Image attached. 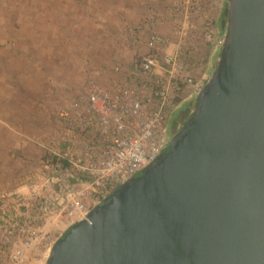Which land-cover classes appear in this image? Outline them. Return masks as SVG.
I'll return each instance as SVG.
<instances>
[{
    "label": "water",
    "instance_id": "95a60500",
    "mask_svg": "<svg viewBox=\"0 0 264 264\" xmlns=\"http://www.w3.org/2000/svg\"><path fill=\"white\" fill-rule=\"evenodd\" d=\"M218 64L168 148L46 264H264V0H228Z\"/></svg>",
    "mask_w": 264,
    "mask_h": 264
},
{
    "label": "rangeland",
    "instance_id": "374dc122",
    "mask_svg": "<svg viewBox=\"0 0 264 264\" xmlns=\"http://www.w3.org/2000/svg\"><path fill=\"white\" fill-rule=\"evenodd\" d=\"M227 3L228 0H116L118 24L108 13L114 9L109 0H93L92 4L78 0H0V127L23 119L25 124L53 135L59 127L55 111L58 101L75 99L86 90L81 88L75 95L72 86L66 84L68 79H78V70L87 74L98 70L96 84L108 86L101 82L102 78L114 79L115 66L131 73L134 63L148 51L147 40L152 34L165 41V46H157L162 65L165 66L163 55L167 50L182 63V74L202 88L218 64L221 45L217 41L226 34ZM113 31L119 36L113 35ZM114 36L119 38L118 46ZM93 60L107 62L109 67L78 69V62ZM181 88L170 115V120H178V129L191 116L197 97L188 99L191 86L186 83ZM43 132L36 131L34 135L43 136ZM12 145L10 133L0 147L6 167L0 191L5 193L27 184L29 175L40 163L33 157L24 158L25 170L17 175L13 159L18 155ZM3 203L8 207L12 204L11 200L0 202ZM70 226L51 225L45 229L51 236L52 247ZM16 248L27 253L33 249L40 252L39 257L30 253L23 264H46L50 254L39 244L32 249L18 243ZM0 264L9 261L2 259Z\"/></svg>",
    "mask_w": 264,
    "mask_h": 264
},
{
    "label": "built area",
    "instance_id": "2783aa9c",
    "mask_svg": "<svg viewBox=\"0 0 264 264\" xmlns=\"http://www.w3.org/2000/svg\"><path fill=\"white\" fill-rule=\"evenodd\" d=\"M159 44L165 46V41L150 35L148 51L131 73L115 66L117 76L108 86L89 83L85 93L59 110L53 135L32 138L43 150V160L27 184L13 192L0 191L1 203L12 202L9 207L0 204V260L23 264L30 253L39 257L36 244L49 254L52 241L45 229L86 219L111 191L168 148V120L181 84L191 86L189 100L201 87L182 74V63L167 50L162 65ZM18 243L33 251L17 249Z\"/></svg>",
    "mask_w": 264,
    "mask_h": 264
},
{
    "label": "crops",
    "instance_id": "0c3cea01",
    "mask_svg": "<svg viewBox=\"0 0 264 264\" xmlns=\"http://www.w3.org/2000/svg\"><path fill=\"white\" fill-rule=\"evenodd\" d=\"M92 1L91 0H78V3L81 2L84 4V3L90 2L92 4ZM94 1H96V0H94ZM109 1L114 3V9L111 12L109 11L108 13H110L109 15L113 16V18H115V20L119 24L120 23L119 18H117L119 12L117 11V7H115V1L116 0H109ZM135 1L137 2V0H133V2H135ZM113 35L119 36V34L117 32H114ZM115 36H114V42L117 43V46H118L120 44V41H119V38L117 39ZM77 67H78V69H81L83 67L84 68L88 67L91 69H98V68L109 67V63L101 62L99 60H93V61H85L82 63L78 62ZM78 73H79V78H82L81 79L82 82H80L79 78L78 79L75 78L76 80L74 81V80H72V77H70L68 79V82L66 83L67 85L69 84L70 86H72L75 95H77L76 94L77 90H79L81 88H86L89 83L94 82L96 84V82L98 80L97 74L99 73V71L98 70H91L87 74V73H83L81 70H78ZM81 74L83 76H81ZM89 74L91 75L90 77H89ZM111 80H112L111 78L109 79V77L107 78L106 76H104L102 78L101 82H104V83L109 85ZM50 94L52 95V93H50ZM50 94H48V96L50 98H52ZM78 96L79 95H77V97ZM77 97H75V98H77ZM72 99L66 98L65 101L59 100L57 103L58 104V107L56 108L57 110H55V111H57L59 113V109L66 107ZM53 103H54V101H53ZM4 115L5 114H3V116ZM26 122L27 121H25L23 119H19L18 121H15V119H14L13 124L3 123V126L0 127V147L4 144L5 140L7 139V136L11 133L12 141H13L12 146H13V149L15 150V153H17L16 155H18V156H16L15 159H13L14 165H17L15 167V173H16V171H18L17 175H21L25 170L24 163L26 162V160L24 158L33 157L32 159H34V161H36V160L40 161V157L43 156V150L41 148H39L38 146H36V144L32 140V138L35 136L34 134H36L35 133L36 131L37 132L39 131L40 133L43 131H40L38 126H33V124L32 125L28 124V123L25 124ZM44 133L46 135L48 134L46 132H43L42 134L44 135ZM1 156H0V179L5 177L4 172L6 169L4 160H3V158H1ZM11 176H14V175H11Z\"/></svg>",
    "mask_w": 264,
    "mask_h": 264
},
{
    "label": "flooded vegetation",
    "instance_id": "af4514ba",
    "mask_svg": "<svg viewBox=\"0 0 264 264\" xmlns=\"http://www.w3.org/2000/svg\"><path fill=\"white\" fill-rule=\"evenodd\" d=\"M178 127L177 125H175L174 122H170V118L168 120V136H169V139H170V142L171 140L173 139V137L175 136V134L178 132Z\"/></svg>",
    "mask_w": 264,
    "mask_h": 264
},
{
    "label": "trees",
    "instance_id": "16d2710c",
    "mask_svg": "<svg viewBox=\"0 0 264 264\" xmlns=\"http://www.w3.org/2000/svg\"><path fill=\"white\" fill-rule=\"evenodd\" d=\"M170 122H174V123H176V122H178V120L176 121L175 118H174V119H171ZM41 159H42V158H41ZM41 159H40V160H41ZM42 160H43V159H42Z\"/></svg>",
    "mask_w": 264,
    "mask_h": 264
}]
</instances>
